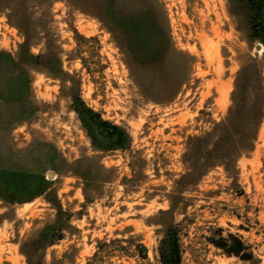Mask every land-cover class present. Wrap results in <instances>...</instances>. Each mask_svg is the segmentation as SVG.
Segmentation results:
<instances>
[{"label": "rangeland", "instance_id": "1", "mask_svg": "<svg viewBox=\"0 0 264 264\" xmlns=\"http://www.w3.org/2000/svg\"><path fill=\"white\" fill-rule=\"evenodd\" d=\"M143 16L157 36L169 28L174 48L192 57L187 82L169 102L147 99L140 87L152 93L176 85L184 56L173 52L144 64L119 47L137 36L132 28ZM27 49L41 58L30 59ZM252 58L264 77L247 7L229 0H0V164L53 173V194L15 204L0 199V264H27L23 252L35 264H159L155 249L168 214L157 212L170 203L182 264H252L207 244L209 227L239 235L256 264H264V109L253 149L235 158L229 174L215 164L176 182L185 172L188 137L227 116L235 82L240 89L244 77L254 78L247 68L237 78ZM59 69L58 78L45 73ZM74 96L123 127L129 149L94 150L71 107ZM249 103L245 97L243 112ZM98 161L113 169L111 179L84 190L69 170L95 171ZM30 191L31 185L21 196ZM45 197L70 217L63 238L47 246L43 229L66 221ZM128 236L146 247L147 260L93 257L99 240Z\"/></svg>", "mask_w": 264, "mask_h": 264}, {"label": "trees", "instance_id": "2", "mask_svg": "<svg viewBox=\"0 0 264 264\" xmlns=\"http://www.w3.org/2000/svg\"><path fill=\"white\" fill-rule=\"evenodd\" d=\"M229 1L235 4H244L247 7L248 36L252 42L256 41L260 43L264 52V0ZM132 29L137 33V36L126 40L124 44H119V47L123 49L129 59L139 58L142 63L148 64L164 58L173 52L184 56L183 63L181 64V75L176 85L167 86L160 84L152 93L148 92L147 88L140 87L145 97L155 103L171 101L189 78L192 57L174 48L171 43L169 28L165 36H157L156 33L158 34V32L154 24L146 20L145 16ZM23 46L29 48V44L26 41L23 42ZM27 55L30 59L41 58V55H32L29 51ZM251 61L247 67H241L237 73V78L242 77L246 68L249 70V75H253L254 78L249 82L244 77L240 89L238 88L237 81L235 82V87L231 92L232 104L228 108L227 116L220 122L215 123L211 131L203 135L188 137L185 151L182 155L185 172L180 175L176 182H180V180L186 177L198 178L215 164L222 165L227 174H229L231 164L235 158L253 149L258 124L263 116L264 77L255 68L253 58ZM45 73L53 78H58L60 77L59 73H62V71L59 69ZM245 97H249L250 105L243 112ZM71 107L80 119L81 124L85 127L94 150L105 152L109 150L129 149L130 136L123 127L102 119L98 113L87 107L78 97L74 96L72 98ZM99 137L107 139L108 142L102 144L98 140ZM97 158H101V155H97ZM96 168L95 171H91L89 167H84L82 170L74 169L69 170V172L81 180L83 189L85 190L97 187L111 179L113 170L111 167H105L98 161ZM46 170L40 168L35 171H28L16 168L15 166L0 164V199L7 204H15L25 202L47 192L53 194L51 188L53 181L46 178ZM57 173L60 176L62 172L57 170ZM124 180L131 181L130 178L126 177H124ZM29 185H31V191L28 192L30 196H21L22 193H27ZM175 192L180 193L181 187H177ZM83 194L85 202L90 203V196L86 193ZM45 200L54 205L50 198L45 197ZM54 208L56 216L62 217L66 221V226L57 223L46 226L43 229L44 236L42 235L44 246L53 244L63 238V230L69 227V224H67L70 219L69 214L62 210L59 203L54 205ZM157 214L166 216L168 214V220L161 224L162 229L159 231L160 238L155 249L156 259L159 264H182L184 249L180 239V230L174 223L173 205L170 203L169 208L166 210L159 209ZM207 230L209 234L204 236L207 244L218 249L226 256H234L242 261L256 264V259L249 246L239 235L232 232L223 234L221 227H209ZM23 253L26 256L27 264H35L32 261V254L30 252ZM111 256H117L118 258L128 256L147 260V250L139 239H135L133 236L99 240L93 257H98L102 260L103 257ZM85 264H90L89 260Z\"/></svg>", "mask_w": 264, "mask_h": 264}, {"label": "water", "instance_id": "3", "mask_svg": "<svg viewBox=\"0 0 264 264\" xmlns=\"http://www.w3.org/2000/svg\"><path fill=\"white\" fill-rule=\"evenodd\" d=\"M260 44V43H259ZM261 45V44H260ZM259 48V45L257 46V45H255V49H258ZM262 50H263V47H262ZM53 173L51 172V171H48L47 172V174H46V178H49V179H51V178H53Z\"/></svg>", "mask_w": 264, "mask_h": 264}]
</instances>
